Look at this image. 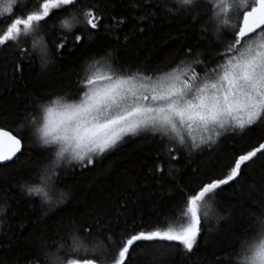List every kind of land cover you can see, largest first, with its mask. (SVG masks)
I'll list each match as a JSON object with an SVG mask.
<instances>
[{"label": "snow or ice", "instance_id": "obj_1", "mask_svg": "<svg viewBox=\"0 0 264 264\" xmlns=\"http://www.w3.org/2000/svg\"><path fill=\"white\" fill-rule=\"evenodd\" d=\"M157 15L199 26L197 42L185 43L183 57L167 71L132 65L102 41L110 36L119 43L115 33L130 19V32H144L140 25L152 27ZM5 21L0 54L7 51L13 78L26 63L48 68L54 57L87 53L72 84L30 94L11 124L0 120V167L23 163L28 150L43 157L15 185L0 178V217L10 201L19 204L14 187L29 203L39 198L31 255L42 264H134L141 242H157L144 246L157 253L145 264H165V252L195 255L211 217L231 232L230 241L211 253L213 264H264V167L258 175L247 172L264 162V143L234 158L219 177L210 167L192 168L194 150L215 152L225 134L264 128V0H41L35 9L23 0H0V23ZM132 137L155 145L151 163L125 169L123 188L115 193L84 210L74 207L71 189L60 188L69 174L65 165L73 171L92 167ZM190 172L203 179L192 183ZM226 187L235 203L224 206L219 197ZM165 193L172 203L162 220L147 228L130 223L133 207L163 200Z\"/></svg>", "mask_w": 264, "mask_h": 264}, {"label": "trees", "instance_id": "obj_2", "mask_svg": "<svg viewBox=\"0 0 264 264\" xmlns=\"http://www.w3.org/2000/svg\"><path fill=\"white\" fill-rule=\"evenodd\" d=\"M23 2L35 9L41 0H23ZM133 14L138 15L139 13ZM6 23L7 21L0 23V28H3ZM134 25L135 21L130 19L122 30L115 33L120 36L119 43L110 36H103L102 41L118 48L119 51L116 54L122 60L132 65H145L161 71H167L170 67L175 66L172 62L183 57L185 43L195 44L200 36L199 26L187 19H164L157 15L156 19L152 21V27H148L146 23L140 25L145 28L144 32H130ZM125 34H129L127 42L123 39ZM0 55L5 57L3 61H0V120L11 124L16 118L15 113L23 111L24 105L30 103L28 99L30 94L37 95L44 90L64 88L72 84L75 80L74 73L79 69L80 63L82 59L86 58L87 53L80 50L72 55L65 53L63 59L55 60L54 57V64L48 68H41L38 62L26 63L22 75L16 73L15 78H13V69L7 60V51ZM196 70L201 71L200 68ZM225 135L227 138H222L218 146H214L215 152L206 150L201 154L199 150L193 151V169L197 167L203 169L207 166L211 168L213 175L219 177L220 173L227 170L234 158H238L239 155L264 143V128H254L247 135L240 132ZM28 143L29 141L26 140L25 144ZM154 146L153 143L142 137H132L122 147L100 158L92 167L76 168L73 171L71 170L72 166L65 165L69 168V174L60 184V188L64 189L67 185L75 197L73 206L84 210L107 193H115L118 189L123 188L121 173L125 169L138 171L146 164L151 163V157L148 154ZM42 158L38 150H28L22 157L23 163H9L6 167H0V178L4 180L5 186L15 185L22 176L26 177L30 170L41 163ZM180 167L183 168V165ZM262 167H264V162L257 161L247 169V172L250 175H258ZM188 178L192 183H199L203 179L202 176H198L194 172H190ZM151 190L155 191L154 185ZM11 195L19 200V204H16V200L10 201L11 207L3 217H0V264H31L33 259L37 260V264H42V261L31 255L35 248V242L30 239L32 232L35 231L31 222L40 215L39 208L33 207V204L39 203V198H31L33 202L29 203L27 198L15 187ZM219 199L224 206L235 203L233 189L226 187ZM171 203V198L167 193L164 194L163 200L157 196L151 201L141 202L137 207L132 208L130 223L135 220L136 225L144 223L147 228L148 224L157 218L163 219L170 210ZM207 204H212V201H208ZM69 210H66L62 215H66ZM19 225L28 227L20 232L18 231ZM202 226L207 229L206 233H202L205 242L202 243L195 255L186 256L175 250L171 254L165 252L163 254L165 264H213L211 253L224 247L230 241V228L223 221L218 224L216 219L211 217ZM13 235L15 239L12 240V246L9 247V239ZM141 244L142 247L133 254L137 257L134 264H145V257L157 255L151 247L147 251L144 247L147 245L155 247L157 242H141ZM25 257L28 258L25 259Z\"/></svg>", "mask_w": 264, "mask_h": 264}]
</instances>
